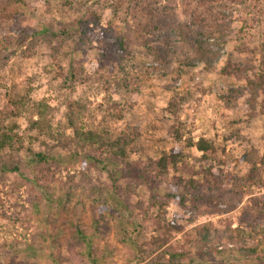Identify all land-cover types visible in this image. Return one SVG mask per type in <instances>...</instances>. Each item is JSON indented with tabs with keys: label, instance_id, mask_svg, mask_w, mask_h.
<instances>
[{
	"label": "rangeland",
	"instance_id": "rangeland-1",
	"mask_svg": "<svg viewBox=\"0 0 264 264\" xmlns=\"http://www.w3.org/2000/svg\"><path fill=\"white\" fill-rule=\"evenodd\" d=\"M82 1L24 0L20 6L19 21L10 22L8 36L0 37V125L17 123L20 130H27L25 145L33 136L36 145L42 140L56 144L70 141L76 130H107L118 136L128 128L137 129L139 136L130 145V166L108 161L89 165V178H83L82 163L91 160L77 157L71 149L60 153L59 179L47 187L34 182L25 165L28 156L11 160L10 169L13 162L22 160L21 171L4 172L1 163L10 159L4 153L0 158V264H56V259L73 264L79 259L72 251L86 258L80 264H147L157 253L150 252L143 259L140 250L149 251V242L162 233L158 223H174L169 245L189 250L193 264H262L249 256L239 259L227 239L222 245L214 241L220 251L213 256L212 245L205 248L197 243L194 229L210 224L212 230L222 232L227 220H232V228L246 235V244L264 240V188L254 187L240 203L222 192L202 190L189 198L186 207L171 204L162 220L151 202L163 200L165 191L177 192L175 176L189 179L194 165L199 170L213 166L197 164V154L187 149L188 164L176 171L170 166L169 179L160 183L154 163L174 147L168 134L174 120L166 111L172 99H183L178 106L183 144L206 137L227 145L220 158L229 165L220 170L239 176L248 173L249 168L240 162L241 145L243 149L253 146L264 155V116L248 119L247 91L233 101L221 99L232 89L245 88V81L238 79L239 73L237 77L218 74L232 61L231 65L242 69L254 66L243 70L254 78V69L264 62V0L257 6L246 2L231 9L216 7L226 15L233 32L226 42L209 40L211 48L221 54L211 74L202 65L186 67L181 47L169 48L166 66L156 63L157 69L147 71L153 62L147 43L151 48H166V38L159 31L140 34V25L147 21L142 0H128L120 10L123 19L112 13L111 0ZM153 7L174 13L187 24L193 13H204L203 0H157ZM90 12H97L99 18L87 23ZM110 26L125 44L123 50L116 35L107 32ZM9 38L12 45L5 50ZM58 53L62 54L61 71L52 65ZM58 72L68 78L67 83L56 77ZM9 95L15 101L26 95L32 104L45 102L50 108L40 117L32 105L23 102L16 107L19 117L12 118ZM70 103L76 104L72 111ZM114 103L125 109L121 120L110 115ZM30 120L39 122L34 132H28ZM231 134L233 140H226ZM129 183H139L135 192L144 205L134 204L136 193L121 194L120 189ZM251 225L257 226L259 235L252 233ZM78 234L90 240L88 246L78 243ZM91 252L97 257L90 259Z\"/></svg>",
	"mask_w": 264,
	"mask_h": 264
},
{
	"label": "trees",
	"instance_id": "trees-1",
	"mask_svg": "<svg viewBox=\"0 0 264 264\" xmlns=\"http://www.w3.org/2000/svg\"><path fill=\"white\" fill-rule=\"evenodd\" d=\"M38 1V0H37ZM157 0H142L143 11L147 16L146 23L140 25V34L150 35L153 31H159L165 34V47L166 48H151L150 44L147 43L148 53L152 59V66L148 67L149 72H152L155 68L154 64L160 65V67L168 64V56L170 54V47H181L183 49L184 61L186 67L194 69L198 65H202L204 72L211 74L216 69V65L221 60V54L214 51L211 46L212 43L209 41L213 39L215 42H226L227 38L232 34L230 23L226 22V15L222 12H217L215 9L218 6H225L227 9H231L232 5L237 3L243 4L250 2L257 6L261 0H203L204 13H193L192 19L189 24L181 23L177 20L174 13H162L160 9H156L153 6ZM190 1V0H189ZM80 2H83L80 0ZM128 0H111L110 7L112 13L115 14L116 19H123L120 13L121 7L126 5ZM24 5V0H0V37L8 36L10 31V22H18L21 17L20 6ZM87 23L93 22V18H99L97 12H90L87 14ZM117 21V20H116ZM114 27L110 26L107 32H113L116 38L119 40L121 49L125 45L120 39L119 35L114 31ZM213 42V41H212ZM12 45L11 39L9 38L3 48L6 50ZM264 47V45H263ZM242 48V46L240 47ZM59 53L53 58L52 65L56 66L59 71L62 70L61 56ZM232 61H228L220 71V76L226 77H237L239 73L241 76L238 79L245 81V88H237L230 90L228 95L221 99H227L233 101L236 98L245 96V90L249 97L246 99V105L248 106V119L252 120L259 116H264V62L260 65L259 69H254L253 77H249L243 70L247 71L252 65L248 66L247 69H242L240 65H231ZM57 78H61L64 83L68 82V78L65 77L62 72H58ZM74 77V75H72ZM263 96V97H262ZM263 98V99H261ZM172 99L166 111L173 117V125L171 126L168 134L174 147L170 153H164L154 164L158 169V179L160 183L165 184L169 179L170 169L172 166L173 170H177L180 165H187L188 160L184 152L187 149H192L197 155L196 160L199 163H212L213 166L208 168L196 169L195 165L193 173L189 179H185L182 176L174 177L175 180L174 189L177 192L165 191L166 195L163 200L154 198L151 202L153 209L158 211V217L162 220V213H166L168 207L171 204L186 207V203L189 198L193 195L197 196V193L202 190H207L212 193L222 192L224 196L234 197L240 203L244 195H251L253 188H264V155H261L257 148L249 146V148L243 149L241 145L240 162L249 168V171L244 176L237 174H229L224 170H220L218 167L224 165L228 166V160H222L220 158L223 153L226 152L227 145L219 144L215 138L200 137L196 141L187 139L186 144L182 143L184 138L183 123L178 116V106L183 99ZM8 104L13 106L10 111L12 118H18L17 106L28 103L34 109H36L38 115L42 117L46 114L49 105L45 102L38 104H32L28 101V96L24 95L21 100L15 101L10 95L8 96ZM18 104V105H17ZM75 103H70L69 108L72 111ZM110 115L117 120H121L124 117L125 109L119 104H112L110 106ZM39 125L38 121L30 120V126L28 132H34ZM73 125V123H72ZM27 130H20L17 123L11 125H0V158L4 153H9L10 159L4 160L1 163L2 170L19 172L22 169V160L28 156V162L26 167L31 169V174L35 183L46 185L49 187L51 184H55L59 179L61 173L60 167V153L69 152L73 149L74 154L77 157L84 156L86 160H91L88 164L83 161L82 168L80 169V175L83 178H89L86 171L90 169L89 165L104 164L105 161L117 162L123 165V167L130 166V145L138 138L139 130L129 128L126 129L122 134L118 136H112L107 130H81L75 131L73 138L70 141L63 140L56 144H50L42 140L37 142L36 136L29 138L31 141L29 145H25L24 136ZM234 134L226 137V140H233ZM222 152L219 154V152ZM22 153V156H21ZM227 154V153H226ZM228 155V154H227ZM13 157H21L20 160L13 162V168L10 169L11 162L14 161ZM234 157V156H231ZM12 160V161H11ZM214 167L215 170H212ZM69 178L73 179L72 176ZM144 181V178L143 180ZM141 181V182H142ZM139 187V183H129L127 187L120 189V192L124 196H130L135 194V188ZM165 189L162 187L161 190ZM200 190V191H199ZM138 200L134 203L136 206L144 205L141 200L140 194H135ZM200 196V195H198ZM239 203L237 205H239ZM258 205V202L256 203ZM144 207V206H143ZM231 209V208H230ZM6 217V216H5ZM162 233L157 237H153L149 242V251L144 249L140 250V255L143 259H147L149 253H157L156 257L152 262L147 264H193L194 259L189 250H179L177 247L169 245L171 239V233L176 229L174 223H158ZM232 220H227L224 231L212 230L210 224L195 227V235L197 243L202 247H209L213 256L219 253L216 244H221L223 239H227L228 243L233 244L237 249L239 259L244 260L246 256L249 259L260 261L264 264V240L256 241L253 245L246 244L245 234L239 229L232 228ZM253 234H258L257 226L251 225ZM78 243L83 246H88L90 240L82 236L77 235ZM252 239V237H249ZM253 240V239H252ZM89 242V243H88ZM222 245V244H221ZM224 246V245H223ZM226 246H224L225 248ZM72 253L80 260L86 259L82 254ZM90 259L97 257L92 252L88 254ZM73 261V264H80V261ZM56 264H62L60 260H55ZM33 264V263H31Z\"/></svg>",
	"mask_w": 264,
	"mask_h": 264
}]
</instances>
